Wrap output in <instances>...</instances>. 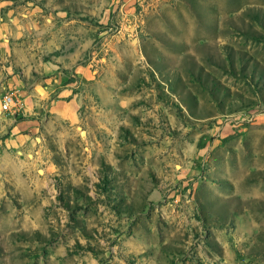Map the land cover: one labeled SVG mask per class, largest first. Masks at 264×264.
Segmentation results:
<instances>
[{"label": "rangeland", "instance_id": "374dc122", "mask_svg": "<svg viewBox=\"0 0 264 264\" xmlns=\"http://www.w3.org/2000/svg\"><path fill=\"white\" fill-rule=\"evenodd\" d=\"M0 264H264V0H0Z\"/></svg>", "mask_w": 264, "mask_h": 264}, {"label": "built area", "instance_id": "2783aa9c", "mask_svg": "<svg viewBox=\"0 0 264 264\" xmlns=\"http://www.w3.org/2000/svg\"><path fill=\"white\" fill-rule=\"evenodd\" d=\"M14 107L16 106L14 103V100L11 96H6L3 100H2V109L4 111L8 110L11 106Z\"/></svg>", "mask_w": 264, "mask_h": 264}]
</instances>
